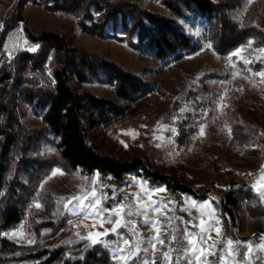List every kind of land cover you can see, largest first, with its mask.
<instances>
[{
  "label": "rangeland",
  "instance_id": "obj_1",
  "mask_svg": "<svg viewBox=\"0 0 264 264\" xmlns=\"http://www.w3.org/2000/svg\"><path fill=\"white\" fill-rule=\"evenodd\" d=\"M111 1L137 4L147 12L166 17L173 26L185 33L193 42L198 43L199 49L180 61L163 64L148 51L130 45L125 39L127 34L121 24H117L116 27L108 25L103 36H99L95 24L103 12L94 5L89 8L90 17L84 19L86 27L96 32L89 33L82 28L77 17L47 7L46 0H0V68H4L0 71V76L7 75L8 88V93L0 94V102L3 98L7 99L8 96L13 95L19 124L12 134L15 133L23 147L15 155V167L8 181L15 179L16 168L26 154L30 158L42 160L57 159L59 155L56 146L58 138L48 131L43 120V112L35 103L27 102L24 96L29 85L37 90H51L55 85L53 75L56 66L55 53L43 49L42 43L33 41L29 35L38 37L54 34L67 41L69 50L101 56L151 86V92L145 99L126 102L116 96L115 85L106 82L103 78L79 82L70 75L71 86L81 96H97L127 108L123 118L108 126H101L95 122L94 113L87 107L83 121L89 143L100 154L116 158L121 162L143 160L152 170L170 177L173 184L187 186L198 194L207 196V199L195 200L165 185H151L146 178L135 173H127L121 181H117L98 173L87 175L80 171H65L55 166L38 183L22 223L6 232L7 234L17 232V237L10 239L4 235L6 233L3 236L18 247H48L52 251L65 249L67 256L79 259L84 258L87 251L100 247L109 252L113 264H121L119 260L113 259V246L118 241L116 234L109 233L101 237L104 243H97L94 246L89 240L80 238L87 237L90 232L111 229L112 224L104 223L101 227L102 221L99 217L89 214L85 218L83 212L73 215L63 207L67 201L61 200L63 197L87 194V199L84 201L87 205L93 199L92 190L95 189L97 195H101L100 188L103 186V193L109 197L106 201H102L105 208H111L114 203L124 202L131 204L133 209L139 206L143 210L153 201L170 200L171 203H166L161 211L169 217H180L183 221L194 224L199 223L198 219H194L196 217L208 222L209 214L214 209L216 217L220 220L222 235L219 239L250 242L253 248V253L249 257L252 264H264V249L257 247L264 244V239L261 238L264 236V219L252 217L245 202H241L237 225L229 230L225 225L227 215L219 208L221 198L227 191V185L233 182L250 186L264 206V200L252 187L254 182L264 176L262 171L264 169V82H262L264 78L255 75L264 71V63L256 59L257 56L264 58V53L259 52L261 48H252L251 45L250 48L239 47L234 51L238 52V55H232L233 52L224 58L215 51L209 39L208 23L205 19L189 11H186L183 17L177 16L167 7L164 0ZM211 1L224 7L229 23L243 24L246 20L252 21L264 32V0ZM16 14L19 16L18 20L15 18ZM132 40L138 44V35L133 34ZM209 43L212 45L211 48L207 46ZM36 46H38L36 52L28 51L30 47ZM39 53H43L44 58L42 64L37 66L35 58ZM71 56L75 60L77 53ZM245 60L250 63L245 64ZM221 103L227 107L221 110ZM5 115L9 116L7 113ZM234 117H236L235 122L245 123L261 136V141L257 145L248 149L239 147L231 125ZM201 125L205 128L202 137L199 136ZM172 127L179 130V135L171 132ZM229 129H231V138ZM29 141L35 144L33 143L26 150ZM248 150L256 151L255 155L248 154ZM57 168L61 169L63 174L52 175ZM136 181L141 183L138 184ZM142 185H146L149 189L164 188L165 191H155L145 195ZM113 189L116 190L115 201L111 199ZM138 192L141 198L137 202L131 194ZM2 194H5V191ZM125 197H127L126 201ZM212 197H215V200H212ZM193 201L196 205H193ZM36 203L41 204V207H35ZM75 203L74 201L73 204ZM198 205L205 206L201 208ZM126 212L127 209L122 214V218L134 220L141 235L133 238L124 228L119 229L124 238L129 239V245L120 242V246L126 250L125 254L129 248L135 250V239L146 240L155 235L149 226L142 223V217H128ZM148 214L162 223H167L163 216L154 214L150 208ZM107 215L108 213L105 212L104 216ZM63 216H68L64 227L54 234L47 232V235L43 233L45 236L40 235L37 228L40 224L55 221ZM115 219L114 216L113 220ZM173 227H179L182 232L184 225L177 219L174 220ZM189 230L199 232V228ZM165 232L168 236L164 239V244L156 245L155 264H163L162 253L169 250L172 228H161V233ZM209 235L211 239L207 240L205 247L218 239L214 230ZM28 239H33L35 242L28 244ZM185 246H187L186 242ZM222 248L224 245L218 244L215 249L216 256H207L209 264L219 259ZM247 251V247H243L238 253L234 252L236 264H248L245 259ZM140 255L145 254L141 252ZM152 255L153 250L149 247L147 256L151 258ZM177 255L184 257L186 254L172 252V264H176ZM225 257L226 260L232 259L227 256V251ZM201 259L203 260L204 257ZM133 264L136 262L134 261ZM180 264H187V260H181Z\"/></svg>",
  "mask_w": 264,
  "mask_h": 264
},
{
  "label": "trees",
  "instance_id": "obj_2",
  "mask_svg": "<svg viewBox=\"0 0 264 264\" xmlns=\"http://www.w3.org/2000/svg\"><path fill=\"white\" fill-rule=\"evenodd\" d=\"M164 3L177 16L183 17L184 13L189 11L205 19L208 23L209 39L215 51L224 58L239 47L246 48L249 42H251L252 48L264 47V32L256 23L248 20L243 24L229 23L227 15L224 13V7L211 0H164ZM45 5L62 14L77 17L83 29L89 33H96L84 24V19L90 17V6L94 5L103 12L95 24L99 36H103L108 25L116 27L117 24H121L127 34L125 39L130 45L148 51L163 64L180 61L199 49L198 43L193 42L190 37L173 26L169 19L147 12L137 4L117 3L111 0H46ZM16 16L15 18L18 20L19 16L17 14ZM10 18L13 20L12 17ZM133 34L138 35V44L133 42ZM29 35L33 41L41 42L43 49L55 53L54 87L51 90H37L29 85L24 96L27 102L35 103L43 112V120L48 131L58 138L56 146L59 155L57 159L42 160L30 158L26 154L16 168L15 179L8 181V177L13 173L15 167V155L23 147L15 133L12 134L14 128L19 124L14 109L13 95L1 100L0 264H113L109 252L100 247L87 251L84 258L79 259L67 256L65 249L52 251L48 247H18L3 234L22 223L38 183L55 166L65 171H80L87 175L98 173L110 176L117 181H121L127 173H135L146 178L151 185H165L175 191L187 194L195 200H206L207 196L198 194L182 184H173L170 177L152 170L149 164L143 160L136 159L131 163L121 162L116 158L100 154L89 143L87 129L83 121L87 107L94 113L95 122L101 126H108L123 118L127 113V108L97 96H81L71 86L70 75H73L79 82L103 78L106 82L115 85L116 96L126 102L145 99L151 92L149 84L133 77L122 67L101 56L69 50L67 41L58 35L45 34L38 37ZM73 53L75 55L77 53L75 60L71 58ZM43 58V53L37 54L35 65L40 66ZM3 69V67L0 68V71ZM6 79L7 75L0 76V94L8 93ZM6 113L9 116H6ZM232 119L234 138L239 147L248 149L261 141V136L257 135L254 129L249 128L245 123L235 122L236 117ZM28 143L29 147L26 150L34 142L29 141ZM255 152L248 150L247 153L255 155ZM3 191L5 194L1 195ZM241 202H245L252 217L264 219V206L253 189L245 184L233 182L227 185V191L219 204V208L223 209L222 211L227 215L225 225L229 230L232 226L237 225L238 209ZM67 221L68 216H63L55 221L43 222L37 227L38 232L43 236L48 233L54 234L64 227Z\"/></svg>",
  "mask_w": 264,
  "mask_h": 264
},
{
  "label": "snow or ice",
  "instance_id": "obj_3",
  "mask_svg": "<svg viewBox=\"0 0 264 264\" xmlns=\"http://www.w3.org/2000/svg\"><path fill=\"white\" fill-rule=\"evenodd\" d=\"M243 27V25H241ZM209 48L212 47L211 43L207 45ZM248 47H251V42H249ZM38 50V46L36 47H30L28 51L36 52ZM239 51V50H238ZM260 53H264V48L259 49ZM232 55H238V52H234ZM257 60H259L261 63H264V58L257 56ZM245 64L250 63V61L245 60ZM234 66V65H233ZM248 71H251L248 69ZM235 75V73H234ZM255 75L260 76L261 78H264V71H260L258 73H255ZM264 82V80H262ZM226 94V93H225ZM221 100L223 97L220 98ZM227 107V105H224L221 103L220 108L221 110ZM183 111V110H182ZM171 132L174 135H179V130L175 127H172ZM205 134V128L203 125L199 127V136H204ZM229 136L231 138V129H229ZM174 142V140H173ZM158 147L160 145H157ZM264 171V169H262ZM57 173L63 174L62 170L57 168L54 169L52 175H56ZM261 181H264V176H261L256 182L252 184V187L259 193V196L262 200H264V183H261ZM136 183L140 184L141 182L136 181ZM142 191L145 195L149 194L150 192L160 191L164 192V188H158V189H149L146 187V185H142ZM101 195H97V192L95 189L92 190L91 196L93 197L92 200L88 202L87 205H85L84 201L87 199V194L84 196H72V197H63L61 200H66L67 203H64L63 207L71 214L78 215L79 213L83 212L85 214V218L89 214L99 217L102 221L100 226L103 227L104 223H111L112 227L111 229H105L103 232H96V233H88L87 237H80L81 239H87L91 242V245L94 246L97 243H104L100 238L109 235V233L116 234L118 237L117 244L113 246V259L119 260L121 264H133L135 261L136 264H155V261L157 259L155 253L157 251L156 245L157 243L163 245L164 239L168 236V233H161V228H172L171 238L169 240V250L162 253V261L163 264H172V252L180 253L184 252L186 255L184 257H181L179 255L176 256L175 262L176 264H180L181 260H187V264H209L207 261V256L212 255L216 256V246L218 244H223L224 248L220 250V256L218 260H215L211 262V264H236V257L234 255L235 253H238L239 250L243 247H247V254L245 255V259L248 261V264H252V260L249 258L251 254L253 253V248L250 242L246 241H233L231 239H219L221 237V228H220V220L215 215V210L213 209L212 213H210V220L206 222L204 219H201L199 217H196L194 219H198L199 223L194 224L188 221H183L180 217H169L166 215V213L162 212L161 209L166 206V203H171V201H164L161 199L160 201H153L148 207L141 209V207H136L133 209L131 204H126L124 202L120 203H114L111 208H105L103 206L102 201H106L109 199L106 194L103 193V186L100 188ZM116 190L113 189V196L111 199L113 201L116 200ZM134 199L138 202L141 198L140 193H132L131 194ZM212 200H215V197L211 198ZM124 200H127V197L124 198ZM76 202L73 204V202ZM193 205H196V202H192ZM207 203V202H206ZM72 204V207H69V205ZM205 205H198V207H204ZM210 206V205H209ZM35 207L40 208L41 204L36 203ZM149 208L151 211L156 214L164 217V220L167 223H162L160 220L153 218V216H150L148 214ZM127 209L126 215L128 217L132 216H140L142 217V223L144 225L149 226L150 230L155 232L154 236L148 237L145 239H135V250L133 251L131 248L127 250V254H125L126 250L124 247L120 246V242H122L123 245H129V239L124 238L123 234L119 232V229L124 228L133 238H138L141 234L139 233L138 225L134 220H124L122 218V214L125 213V210ZM91 210V212H89ZM186 210V209H185ZM107 212L108 215L104 216V213ZM203 215V213L201 214ZM116 217L115 220H113V217ZM180 220L181 224L184 225L183 231L181 232L179 230V227H173L174 220ZM21 228H23V225H21ZM190 228H199V232H192L189 229ZM215 231L217 234L218 239L213 241L211 245H208L205 247L204 245L207 244V240L211 239V236L209 235L211 231ZM7 235L8 238H14L17 237V232H12L11 234H4ZM19 235H23V233H19ZM79 235V233H77ZM264 239V236L261 237ZM35 241L33 239H28L27 243L32 244ZM185 242L186 245L185 246ZM173 245H175L173 247ZM107 246V245H106ZM149 247L153 250V255L151 258L147 256V252ZM260 249H264V244L257 246ZM225 251H227V256L232 257L231 260H226L225 257ZM143 252L145 255L141 256L140 253ZM201 257H204L202 260ZM83 259V257H81Z\"/></svg>",
  "mask_w": 264,
  "mask_h": 264
}]
</instances>
